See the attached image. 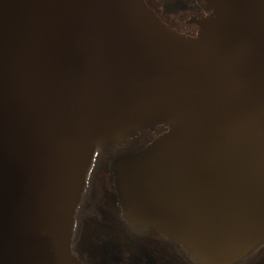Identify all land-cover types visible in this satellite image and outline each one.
Returning <instances> with one entry per match:
<instances>
[{
    "label": "water",
    "instance_id": "1",
    "mask_svg": "<svg viewBox=\"0 0 264 264\" xmlns=\"http://www.w3.org/2000/svg\"><path fill=\"white\" fill-rule=\"evenodd\" d=\"M0 0V264H82L75 209L96 149L128 224L199 264L264 242V0Z\"/></svg>",
    "mask_w": 264,
    "mask_h": 264
},
{
    "label": "flooded vegetation",
    "instance_id": "2",
    "mask_svg": "<svg viewBox=\"0 0 264 264\" xmlns=\"http://www.w3.org/2000/svg\"><path fill=\"white\" fill-rule=\"evenodd\" d=\"M150 1L170 25L198 12L195 0ZM163 127L161 121L141 124L128 145L96 149L73 217L70 246L82 264H199L173 239L156 230H140L128 224L118 205L112 174L106 167L108 159L149 141ZM231 264H264V242Z\"/></svg>",
    "mask_w": 264,
    "mask_h": 264
}]
</instances>
